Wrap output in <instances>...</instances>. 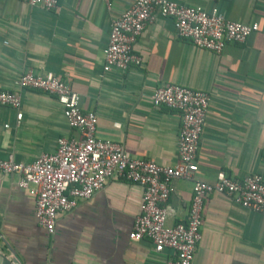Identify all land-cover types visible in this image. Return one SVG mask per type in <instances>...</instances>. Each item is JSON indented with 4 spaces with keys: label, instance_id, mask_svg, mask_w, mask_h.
I'll list each match as a JSON object with an SVG mask.
<instances>
[{
    "label": "crops",
    "instance_id": "obj_1",
    "mask_svg": "<svg viewBox=\"0 0 264 264\" xmlns=\"http://www.w3.org/2000/svg\"><path fill=\"white\" fill-rule=\"evenodd\" d=\"M230 21L257 24L243 44L220 54L177 36L174 21L156 15L133 52L142 59L128 71L104 72L103 51L113 21L135 0H57L53 11L18 0H0V89L18 91L16 81L32 70L51 73L79 95L85 112L97 117L96 136L123 147L133 159L159 166L177 161L181 114L154 108L155 89L176 85L210 96L197 151L194 179L214 183L220 174L264 181V0H172ZM21 108L0 107V160L31 164L53 153L59 138L76 137L57 99L24 90ZM20 177L0 173V254L20 264H166L172 252L154 251L148 239L129 233L141 212L143 189L114 178L78 206L57 215L49 234L37 224L34 198L18 187ZM168 227L184 223L193 182L174 180ZM201 239L193 264H264V216L212 194L203 208Z\"/></svg>",
    "mask_w": 264,
    "mask_h": 264
},
{
    "label": "built area",
    "instance_id": "obj_2",
    "mask_svg": "<svg viewBox=\"0 0 264 264\" xmlns=\"http://www.w3.org/2000/svg\"><path fill=\"white\" fill-rule=\"evenodd\" d=\"M18 1L46 11L58 7L57 0ZM101 1L108 8L112 2ZM157 14L174 21L179 38L216 54L228 44L245 43L251 34L259 31L257 24L230 21L215 8L207 12L172 0H135L111 25L108 46L103 51L105 73H124L142 64L133 48ZM15 85L18 91L0 89V107L18 110L22 91H41L57 99L68 127L76 132V137L59 138L53 153L41 154L31 164L0 160V173L18 175V187L34 198L37 224L49 234L54 231L59 213L75 209L114 178L135 183L143 189L141 212L129 239L132 242L148 239L156 253L171 251L173 258L166 264H193L201 239L204 203L212 194L224 196L239 207L264 216V181L260 174L247 175L241 181L224 174L214 183L194 179L198 170L197 151L209 112V94L176 85L153 91L154 108L164 107L181 114L177 161L173 166L163 167L150 160L130 158L119 144L97 138L96 115L82 109L79 95L58 76L36 75L29 70ZM178 179L193 182V195L187 220L168 227L166 222L173 210L167 202L174 193L172 183Z\"/></svg>",
    "mask_w": 264,
    "mask_h": 264
},
{
    "label": "water",
    "instance_id": "obj_3",
    "mask_svg": "<svg viewBox=\"0 0 264 264\" xmlns=\"http://www.w3.org/2000/svg\"><path fill=\"white\" fill-rule=\"evenodd\" d=\"M0 264H20L17 258L8 257L7 255L0 254Z\"/></svg>",
    "mask_w": 264,
    "mask_h": 264
}]
</instances>
